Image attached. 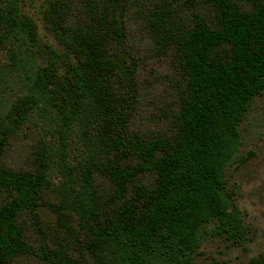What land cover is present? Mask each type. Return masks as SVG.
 Here are the masks:
<instances>
[{
  "label": "trees",
  "instance_id": "obj_1",
  "mask_svg": "<svg viewBox=\"0 0 264 264\" xmlns=\"http://www.w3.org/2000/svg\"><path fill=\"white\" fill-rule=\"evenodd\" d=\"M186 3L211 16L194 12L174 29ZM44 21L64 55L41 46L19 0H0V59L26 71L28 88L0 105V157L36 112L58 138L42 142L31 170L0 160V264H192L209 238L242 246L247 228L225 175L242 146L240 125L264 93V0H49ZM134 23L181 58L170 137L133 126L143 65ZM74 138L84 151L72 163ZM52 174L62 181L59 203L43 196ZM42 208L77 218V256L29 242L20 217L38 222Z\"/></svg>",
  "mask_w": 264,
  "mask_h": 264
},
{
  "label": "rangeland",
  "instance_id": "obj_2",
  "mask_svg": "<svg viewBox=\"0 0 264 264\" xmlns=\"http://www.w3.org/2000/svg\"><path fill=\"white\" fill-rule=\"evenodd\" d=\"M21 12L37 25L38 37L42 47L48 45L64 55L55 37L47 30L44 14L49 0H19ZM194 12L210 17L207 7L187 3L175 9L174 29H180L192 23ZM132 34L139 38L135 41L141 57L139 66V106L134 116V127L149 137H170L177 112L176 97L182 85L183 74L178 53H164L154 44L141 26H135ZM24 69L15 70L8 62L0 59V105L12 102L18 95L26 94ZM2 105V106H3ZM4 108V106H3ZM21 132L12 138L6 153L0 160L8 167L19 170H31L39 146L48 141L57 145L58 138L39 117L32 115ZM242 146L232 165L227 169L225 180L232 193L235 205L241 211L247 228V239L242 246L231 245L223 238L207 239L198 254L192 258V264H248L252 259L264 257V93L253 99L240 125ZM53 145V146H54ZM70 161L83 151V143L72 139L69 146ZM53 173H56L54 171ZM146 177L145 180H150ZM51 186L43 192L46 202H61V179L50 177ZM102 194L108 195L110 186L104 180L97 181ZM4 194L0 196L3 201ZM28 225L27 237L33 245H46L51 249H65L79 252V241L83 239L77 218L70 212H59L52 208H42L39 221L28 216L20 217ZM213 227H210L212 229ZM15 264H43L34 257L17 259Z\"/></svg>",
  "mask_w": 264,
  "mask_h": 264
}]
</instances>
